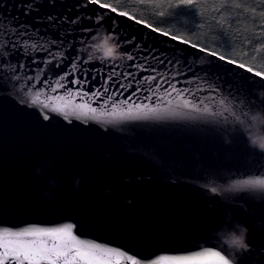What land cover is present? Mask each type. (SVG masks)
<instances>
[{"label":"water","instance_id":"1","mask_svg":"<svg viewBox=\"0 0 264 264\" xmlns=\"http://www.w3.org/2000/svg\"><path fill=\"white\" fill-rule=\"evenodd\" d=\"M102 33L121 59H90ZM219 57L92 0H0V260L264 264V75Z\"/></svg>","mask_w":264,"mask_h":264},{"label":"trees","instance_id":"2","mask_svg":"<svg viewBox=\"0 0 264 264\" xmlns=\"http://www.w3.org/2000/svg\"><path fill=\"white\" fill-rule=\"evenodd\" d=\"M97 2L264 75V0Z\"/></svg>","mask_w":264,"mask_h":264},{"label":"clouds","instance_id":"3","mask_svg":"<svg viewBox=\"0 0 264 264\" xmlns=\"http://www.w3.org/2000/svg\"><path fill=\"white\" fill-rule=\"evenodd\" d=\"M96 43L92 49L90 59L95 56L97 59L119 60L122 54L119 52L118 45L113 42V37L110 34H98ZM255 129L248 133L250 145L260 151H264V130H261L259 124L264 123V118H257ZM247 230L243 226H239L236 231H229L221 237L222 243L230 250L241 252L247 249L246 243ZM227 264H232L230 260Z\"/></svg>","mask_w":264,"mask_h":264},{"label":"snow or ice","instance_id":"4","mask_svg":"<svg viewBox=\"0 0 264 264\" xmlns=\"http://www.w3.org/2000/svg\"><path fill=\"white\" fill-rule=\"evenodd\" d=\"M93 2H97V0H93ZM182 2L184 4H192L193 0H182ZM113 11H115V9H113ZM212 55H216L215 52L212 53ZM221 60H224L225 57L224 56H220L219 57ZM240 67H244L243 64L240 65ZM249 71H251V69H249ZM256 75H261V73L257 72ZM245 183H249V184H264V180H258V181H245ZM206 258L208 259H214L217 260L219 262V264H227V261L229 260L228 258H226L224 255H222L220 252H214L211 250L206 251L203 254ZM0 264H4L3 260H0ZM9 264H12V261L9 260Z\"/></svg>","mask_w":264,"mask_h":264}]
</instances>
